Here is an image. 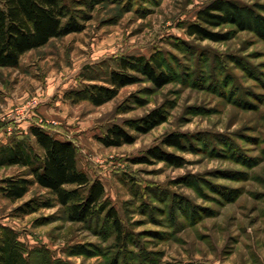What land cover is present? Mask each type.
<instances>
[{
	"label": "rangeland",
	"instance_id": "1",
	"mask_svg": "<svg viewBox=\"0 0 264 264\" xmlns=\"http://www.w3.org/2000/svg\"><path fill=\"white\" fill-rule=\"evenodd\" d=\"M76 1L80 17H89L80 18L82 32L29 52L19 68H0V145H35L33 125L72 141L79 167L103 182L130 242L116 245L108 226L68 221L61 206L18 214L29 200L50 197L38 186L16 203L0 190V228L17 233L36 263L47 252L68 264H264V0H231L245 27L217 28L231 39L207 44L189 37L186 26L215 0ZM158 51L175 71L165 87L143 80L100 107L67 98L107 85L120 57ZM156 109L165 123L146 134L131 127ZM115 124L135 143L102 145L98 137ZM172 133L188 135L193 150L163 145ZM155 146L183 165L136 162ZM27 172L0 168V186Z\"/></svg>",
	"mask_w": 264,
	"mask_h": 264
},
{
	"label": "trees",
	"instance_id": "2",
	"mask_svg": "<svg viewBox=\"0 0 264 264\" xmlns=\"http://www.w3.org/2000/svg\"><path fill=\"white\" fill-rule=\"evenodd\" d=\"M97 0H92V6ZM76 0H0V68H19L23 57L33 50L48 45L53 39L64 38L82 32L80 22L89 17L82 16L75 9ZM260 35L264 37V17L259 18ZM243 29L245 19L242 8L231 0H215L199 10L197 22L186 26L189 37L200 41L220 43L231 39V32L214 31L224 26ZM175 71L161 51L150 57L128 55L120 57L117 69L111 70L107 85L90 84L82 90L67 93L74 104L89 101L100 107L113 101L123 88L146 80L157 88L170 84ZM167 121L161 109L149 113L140 125L132 124L140 133H149ZM29 133L35 145L26 139H15L0 145V168L20 167L26 174L4 179L0 186L3 196L13 203L26 197L32 187L46 191L49 198H34L16 211L20 215L36 213L44 208L61 206L67 212L68 221L78 224L108 226L115 234L116 245L126 247L130 242L117 209L106 197V189L100 179H92L78 164V152L74 143L63 140L49 131L33 125ZM99 142L107 148L133 144L136 137L115 124ZM186 134L172 133L164 137L162 144L179 151L193 150L188 147ZM40 150L38 151L36 147ZM181 166L184 159L155 146L139 163L150 159ZM33 251L19 241L17 233L7 226L0 228V264H68L62 260L53 261L47 252L40 263L33 260ZM111 264H119L114 259Z\"/></svg>",
	"mask_w": 264,
	"mask_h": 264
},
{
	"label": "clouds",
	"instance_id": "3",
	"mask_svg": "<svg viewBox=\"0 0 264 264\" xmlns=\"http://www.w3.org/2000/svg\"><path fill=\"white\" fill-rule=\"evenodd\" d=\"M204 43L207 44V43H209V41L205 40Z\"/></svg>",
	"mask_w": 264,
	"mask_h": 264
}]
</instances>
